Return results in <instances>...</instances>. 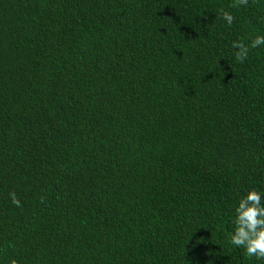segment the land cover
I'll list each match as a JSON object with an SVG mask.
<instances>
[{"label":"trees","instance_id":"1","mask_svg":"<svg viewBox=\"0 0 264 264\" xmlns=\"http://www.w3.org/2000/svg\"><path fill=\"white\" fill-rule=\"evenodd\" d=\"M257 34L264 0H0V264H264L229 243L264 190Z\"/></svg>","mask_w":264,"mask_h":264},{"label":"clouds","instance_id":"2","mask_svg":"<svg viewBox=\"0 0 264 264\" xmlns=\"http://www.w3.org/2000/svg\"><path fill=\"white\" fill-rule=\"evenodd\" d=\"M248 0H237V5L246 6ZM220 15L225 23L231 27L235 16L230 11L221 10ZM231 47L235 49V59L243 62L247 59L250 49L264 47V34H257L246 45L242 41L234 40ZM11 203L21 206L15 192L9 193ZM229 243L237 248H243L249 258L264 259V190L252 188L242 194L233 207L232 229ZM9 264H17L11 259Z\"/></svg>","mask_w":264,"mask_h":264}]
</instances>
